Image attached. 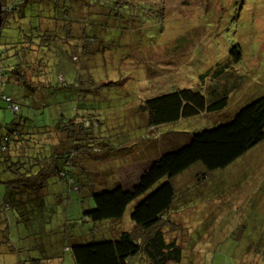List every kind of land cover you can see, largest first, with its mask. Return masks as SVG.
I'll return each instance as SVG.
<instances>
[{
	"label": "trees",
	"instance_id": "obj_1",
	"mask_svg": "<svg viewBox=\"0 0 264 264\" xmlns=\"http://www.w3.org/2000/svg\"><path fill=\"white\" fill-rule=\"evenodd\" d=\"M159 1L0 0V101L13 114L10 122L0 120V254H16L17 264L58 258L49 253L57 245L68 250L74 264H128L135 256L145 264H182L194 229L185 223L194 218L186 221L181 206L193 192L200 197L211 191L207 188L222 187L223 176L221 182L204 180L208 185L202 180L219 175L264 140L263 94L226 123L193 133L185 145L161 154L131 187L118 183L96 187L88 156L100 145L127 151L128 142L123 133L105 135L115 129L114 124L107 126L109 112L123 105L108 103V93L102 92L119 85V80H99L95 74L110 76L115 67L128 68L127 64L131 69L148 66L142 50L149 46L140 41L144 27L136 19L145 15L143 9L138 11L141 5L162 16ZM128 10L135 17L133 22L129 19L131 24L126 20ZM125 30L131 34L122 39ZM116 47L124 53H116ZM103 64L108 71L99 74L96 67ZM208 74L202 81L212 78L214 84L206 91L176 88L135 98L131 109L153 129L188 125L186 121L196 116L221 112L230 91L218 75ZM4 85L11 87L10 93L1 91ZM189 171L196 180L178 191L176 179ZM199 181L205 189H200ZM72 188L78 194L89 192L93 204L83 209L80 222L121 221L133 204L128 230L116 232L115 239L79 243L81 235L68 233L78 224L68 220L64 224L54 208V202H62V192ZM203 214L197 217L209 222ZM13 228L16 240H22L18 231L22 229L30 245L18 249L11 238ZM260 233L249 242L247 264H264V231ZM21 255L24 259H19Z\"/></svg>",
	"mask_w": 264,
	"mask_h": 264
},
{
	"label": "rangeland",
	"instance_id": "obj_2",
	"mask_svg": "<svg viewBox=\"0 0 264 264\" xmlns=\"http://www.w3.org/2000/svg\"><path fill=\"white\" fill-rule=\"evenodd\" d=\"M159 5L164 9L162 16L156 17L150 8L141 5L138 11L143 9L145 15L136 19L144 27L140 31V41L149 46L142 50L148 59L144 61L148 68L131 69V64H127L128 68L115 67L114 74L108 76L102 74L108 71L106 65L96 67L95 71L102 74H95L96 79L119 80V85L102 94L108 93V103L119 101L123 105L115 109L117 113L109 112L107 126L111 128L114 124L115 129L107 130L105 135L113 137L115 133H123L125 143L128 142L127 151L120 152L116 148L111 151L112 148L100 145L88 156L89 173L95 176L96 187H112L114 183L121 184L124 189L131 187L161 154L185 145L193 133L226 123L239 108L264 94V0H161ZM126 13L127 23L131 24L135 17L129 10ZM124 32L122 39L131 34L130 30ZM234 49L236 53H232ZM115 52L124 53V49L116 47ZM227 64L229 67L225 68ZM209 71L226 82V90L230 91L227 106L221 112L196 116L186 121L188 125L170 124L153 129L146 127L141 116L131 109L135 98L143 100L176 88L206 91L213 80L209 78L203 82L202 77L209 75ZM150 75L155 77L151 79ZM216 81L217 85L221 84L219 79ZM1 91L8 94L11 87L4 85ZM120 109L123 110L119 112ZM12 117L6 103L0 101V120L10 122ZM220 176L227 181L223 180L222 187L207 188L211 191L200 193V197L193 192L184 208L181 206L179 212L185 211L182 215L186 221L194 218L185 223L187 228L194 229L189 233L191 249L184 251L182 264H247L250 261L249 242L264 231V140L219 175H206L202 181L207 185L211 180L221 182ZM194 180L193 171L179 176L175 181L177 190L190 186ZM204 183L199 181L200 189L206 188ZM235 185L240 189L234 188ZM88 193L78 194L72 188L62 192L61 203L54 202L56 216L61 222L65 224L68 220L78 224L70 226L68 233L81 235L79 243H89L115 239L117 233L128 230L133 204L128 206L121 221L80 222L83 209L93 205ZM202 211L207 219L213 214L215 219L204 223L197 217ZM18 231L21 241L16 240L14 228L11 234L18 249L30 245L22 229ZM49 253L59 254V257L44 259L43 264H74L68 250L61 245ZM15 255L2 252L0 264H17ZM128 264L145 262L135 256Z\"/></svg>",
	"mask_w": 264,
	"mask_h": 264
},
{
	"label": "water",
	"instance_id": "obj_3",
	"mask_svg": "<svg viewBox=\"0 0 264 264\" xmlns=\"http://www.w3.org/2000/svg\"><path fill=\"white\" fill-rule=\"evenodd\" d=\"M1 14H2V6L0 4V27H1V23H2Z\"/></svg>",
	"mask_w": 264,
	"mask_h": 264
},
{
	"label": "built area",
	"instance_id": "obj_4",
	"mask_svg": "<svg viewBox=\"0 0 264 264\" xmlns=\"http://www.w3.org/2000/svg\"><path fill=\"white\" fill-rule=\"evenodd\" d=\"M4 101L5 102H10V99L9 98H4ZM12 110H15V107H12Z\"/></svg>",
	"mask_w": 264,
	"mask_h": 264
},
{
	"label": "crops",
	"instance_id": "obj_5",
	"mask_svg": "<svg viewBox=\"0 0 264 264\" xmlns=\"http://www.w3.org/2000/svg\"><path fill=\"white\" fill-rule=\"evenodd\" d=\"M211 219V218H210ZM209 220V219H208Z\"/></svg>",
	"mask_w": 264,
	"mask_h": 264
}]
</instances>
